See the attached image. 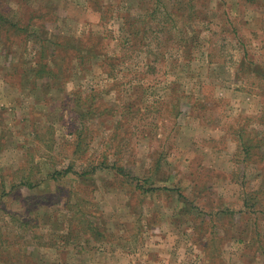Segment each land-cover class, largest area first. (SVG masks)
<instances>
[{
  "label": "rangeland",
  "instance_id": "374dc122",
  "mask_svg": "<svg viewBox=\"0 0 264 264\" xmlns=\"http://www.w3.org/2000/svg\"><path fill=\"white\" fill-rule=\"evenodd\" d=\"M0 264H264V0H0Z\"/></svg>",
  "mask_w": 264,
  "mask_h": 264
},
{
  "label": "trees",
  "instance_id": "16d2710c",
  "mask_svg": "<svg viewBox=\"0 0 264 264\" xmlns=\"http://www.w3.org/2000/svg\"><path fill=\"white\" fill-rule=\"evenodd\" d=\"M189 1H192V0H189ZM131 17L134 18L133 16H131L129 14V16L125 19L124 25L126 26L128 31L132 34V36L134 38V37H136V34L139 33V32H138V28L136 26H133V22L130 20ZM18 29L19 30H24V26L20 25V27H18ZM142 29L145 30V27L141 28L140 31ZM68 44H69V42H68ZM49 45H51V44H43L42 46L40 45L41 50L39 49V51H40L41 56L35 62V66H34V76H35V78L39 77V78L44 79V81H50L51 78L62 77L63 75H65V73L61 74V73L57 72L56 67H55L56 60L53 61V59L49 58V52H51V55H54L55 52H56L55 49L57 47L60 48L62 46L61 43H58V41H56V42H54V44L52 45L51 48H49ZM90 45L91 44H88V46H85V48L83 50L82 49L74 50L75 52L73 53L74 54L73 56L75 58H77L82 64L84 62H87L88 60H90L89 58L95 56V52H94L95 48L92 47L93 45L92 46H90ZM64 46L65 45H63V47ZM44 49H45V51H44ZM102 58H105V59L110 58V59H112V61H114L113 58H111V57L107 56V58H106V53L103 54ZM102 63H103V61H102ZM104 65H106L107 67H105ZM104 65H103L104 69H103L102 73L104 75H107V76H111V77L113 76V78L116 77V75H115V69H116L115 62L114 63L113 62L112 63H107L106 62V63H104ZM112 87H113V85H112ZM74 99L76 101V105H78L81 108V110H80L81 112H77L76 113L77 114L76 118H77L79 123L83 122L85 117H89V115H91V114L94 115L93 109H96V108L95 107L91 108L92 105L90 106L88 104L89 99H87L86 102H85V100H82L80 94L77 93V92H75ZM177 105L180 107V103L177 104ZM82 107L85 108V111L82 110ZM76 131L78 133L76 142H77L78 146H80V144H81V142L83 141V138H84L83 137L84 136L83 130L82 129H78ZM240 136L242 137V134ZM241 140H242V143H243V148H245L246 151L248 152L247 154H249L250 150L252 149L251 148L252 147L251 144H249L250 141H248V139L246 140V139H243V138H241ZM83 151H85V150H83ZM106 158H107L106 156H103L102 160L106 159ZM101 163H103V164L105 163V165H103V166L100 165V167H98L97 164H94V162H91L89 167H83V168H81L80 171L75 170V169L73 170L72 165H69V166H66L65 168H63L62 170H55L53 172L52 176L54 177L53 179H57L60 176H66L69 173H74L75 176L83 177L85 175H88V173H90V171L96 172L97 169H103V168L106 169L108 167L107 162L102 161ZM111 168L115 169L117 174H119V172L122 173V174H126L127 173L125 168L122 165H119L117 163H114V165H112ZM21 170L22 171L26 170L24 168V165H22ZM23 173L24 174L21 175V179H23V181H25V182H21V183H29L30 184V182H26V181H28L30 176L32 175L31 174V170H30V172L28 171L26 173L25 172H23ZM4 176H5V174L2 172L1 173V178H3ZM134 179H136V183H137L135 186L141 188L143 191L154 190V189H157V187H158V186H147L145 184V182H141L140 183L139 179L137 177H135V176H134ZM159 188L168 189L169 186H159ZM72 191L73 190H71L70 195L72 194ZM248 199H250V198L246 197L244 202L247 201ZM239 241H241V240H239Z\"/></svg>",
  "mask_w": 264,
  "mask_h": 264
}]
</instances>
